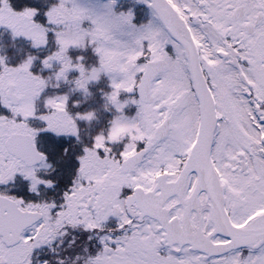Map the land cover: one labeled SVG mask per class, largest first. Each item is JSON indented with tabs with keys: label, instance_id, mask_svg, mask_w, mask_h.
I'll return each mask as SVG.
<instances>
[{
	"label": "snow or ice",
	"instance_id": "snow-or-ice-1",
	"mask_svg": "<svg viewBox=\"0 0 264 264\" xmlns=\"http://www.w3.org/2000/svg\"><path fill=\"white\" fill-rule=\"evenodd\" d=\"M0 264H264V0H0Z\"/></svg>",
	"mask_w": 264,
	"mask_h": 264
}]
</instances>
